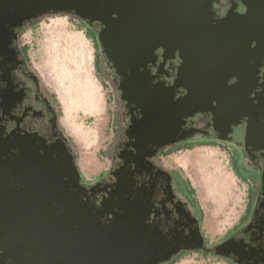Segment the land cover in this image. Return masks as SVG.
Listing matches in <instances>:
<instances>
[{
    "label": "flooded vegetation",
    "instance_id": "obj_1",
    "mask_svg": "<svg viewBox=\"0 0 264 264\" xmlns=\"http://www.w3.org/2000/svg\"><path fill=\"white\" fill-rule=\"evenodd\" d=\"M122 1L146 11L148 38L116 33L118 7L111 19L59 12L86 25L113 92L107 167L95 178L80 169L21 40L44 15L0 37V264H147L163 255L156 264H170L187 252L264 264V0ZM173 5L180 18L170 39L166 23L153 38L156 11ZM191 147L227 151L248 182L241 215L217 241L163 159Z\"/></svg>",
    "mask_w": 264,
    "mask_h": 264
},
{
    "label": "rangeland",
    "instance_id": "obj_2",
    "mask_svg": "<svg viewBox=\"0 0 264 264\" xmlns=\"http://www.w3.org/2000/svg\"><path fill=\"white\" fill-rule=\"evenodd\" d=\"M21 40L33 68L54 98L59 123L72 143L80 169L87 178L93 177L107 167L104 151L114 126L113 92L95 41L84 23L61 13L44 15L27 25ZM163 159L179 169L183 181L192 188L208 239L219 240L241 215L248 187L247 180L234 173L228 152L217 147H191L168 152ZM198 159L212 174L221 171L230 179L221 195L206 203L200 197L199 183L192 180L197 175L194 162ZM172 264L227 263L219 256L187 252Z\"/></svg>",
    "mask_w": 264,
    "mask_h": 264
},
{
    "label": "water",
    "instance_id": "obj_3",
    "mask_svg": "<svg viewBox=\"0 0 264 264\" xmlns=\"http://www.w3.org/2000/svg\"><path fill=\"white\" fill-rule=\"evenodd\" d=\"M174 5L169 7V13L166 15L156 11V26L149 30L156 35L153 38H158L159 33L164 32L162 25L166 23L168 26L165 32L166 38L170 39L169 36L173 31L172 24L180 18L178 12H172L177 8ZM117 7L120 30L116 33L123 32L121 38L124 40L131 33H137L141 38H148L147 30L144 29L146 11L143 7H135L122 0H0V37L9 27H20L25 22L45 14L61 12L72 13L82 18L102 16L111 19ZM190 248H202V245H194ZM167 256L157 257L148 261L147 264H156L158 261L166 259Z\"/></svg>",
    "mask_w": 264,
    "mask_h": 264
},
{
    "label": "bare ground",
    "instance_id": "obj_4",
    "mask_svg": "<svg viewBox=\"0 0 264 264\" xmlns=\"http://www.w3.org/2000/svg\"><path fill=\"white\" fill-rule=\"evenodd\" d=\"M61 29L63 30V28ZM194 163V167H196L195 174L197 175H194L192 180L199 183L198 188L201 190V193L199 192L200 197H202L205 203L206 201H213L217 199L218 195H221V190L224 188V186L229 184V176L221 171L217 174H212V172L207 169V164L200 159Z\"/></svg>",
    "mask_w": 264,
    "mask_h": 264
},
{
    "label": "trees",
    "instance_id": "obj_5",
    "mask_svg": "<svg viewBox=\"0 0 264 264\" xmlns=\"http://www.w3.org/2000/svg\"><path fill=\"white\" fill-rule=\"evenodd\" d=\"M37 20V19H36ZM35 21V20H34ZM34 21H32V22H34ZM31 22V23H32ZM31 25V24H30ZM186 186H189L188 184H186ZM189 191L193 194V190H192V188L191 187H189ZM174 262V261H173ZM170 264H172V263H170Z\"/></svg>",
    "mask_w": 264,
    "mask_h": 264
}]
</instances>
